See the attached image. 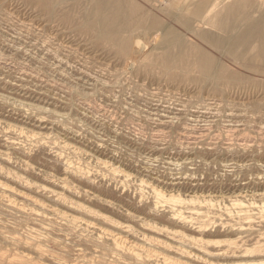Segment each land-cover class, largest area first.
<instances>
[{
	"label": "clouds",
	"instance_id": "1",
	"mask_svg": "<svg viewBox=\"0 0 264 264\" xmlns=\"http://www.w3.org/2000/svg\"><path fill=\"white\" fill-rule=\"evenodd\" d=\"M0 264H264V0H0Z\"/></svg>",
	"mask_w": 264,
	"mask_h": 264
},
{
	"label": "bare ground",
	"instance_id": "2",
	"mask_svg": "<svg viewBox=\"0 0 264 264\" xmlns=\"http://www.w3.org/2000/svg\"><path fill=\"white\" fill-rule=\"evenodd\" d=\"M260 34V31L256 26L250 27L244 34H242L239 39L235 37H215L213 36L212 39L214 42L218 43V45L221 48H230L235 47L237 43L243 42V40L247 39L249 35L252 36V38H256Z\"/></svg>",
	"mask_w": 264,
	"mask_h": 264
}]
</instances>
